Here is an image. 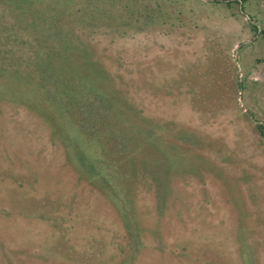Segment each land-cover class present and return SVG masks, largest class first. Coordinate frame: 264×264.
<instances>
[{"label":"rangeland","instance_id":"obj_1","mask_svg":"<svg viewBox=\"0 0 264 264\" xmlns=\"http://www.w3.org/2000/svg\"><path fill=\"white\" fill-rule=\"evenodd\" d=\"M0 67V264H264V0H0Z\"/></svg>","mask_w":264,"mask_h":264},{"label":"trees","instance_id":"obj_2","mask_svg":"<svg viewBox=\"0 0 264 264\" xmlns=\"http://www.w3.org/2000/svg\"><path fill=\"white\" fill-rule=\"evenodd\" d=\"M206 1H208V2H211V3H220V2H227V3H230V2H232V1H245V0H206ZM253 29L254 30H256V28L255 27H253ZM15 55H10L9 57H10V59H12V60H14V62H15V57H14ZM33 59V58H32ZM31 59V60H32ZM17 60V59H16ZM23 60L24 59H22V60H20L19 62H21L22 61V63H23ZM29 62H31L30 60H29ZM32 63V62H31ZM0 68H2V67H0ZM20 70H21V66L20 65H13V72L16 74V75H20V73H22V71L20 72ZM258 128V130H260V133H262L263 134V132H262V126H258L257 127Z\"/></svg>","mask_w":264,"mask_h":264}]
</instances>
